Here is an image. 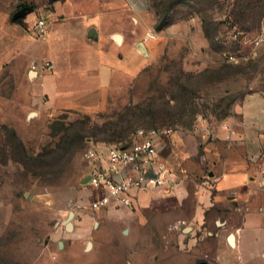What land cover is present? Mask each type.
Returning <instances> with one entry per match:
<instances>
[{
  "label": "rangeland",
  "instance_id": "374dc122",
  "mask_svg": "<svg viewBox=\"0 0 264 264\" xmlns=\"http://www.w3.org/2000/svg\"><path fill=\"white\" fill-rule=\"evenodd\" d=\"M166 2L170 21L205 27L203 51L157 35L152 54L132 55L95 106L62 95L30 103L0 86V264H264V209L246 199H225L205 220L194 218L191 193L132 209L88 206L82 153L92 139L127 145L138 129L158 128L186 133L189 145L200 127L236 135L245 99L264 98V0Z\"/></svg>",
  "mask_w": 264,
  "mask_h": 264
},
{
  "label": "crops",
  "instance_id": "0c3cea01",
  "mask_svg": "<svg viewBox=\"0 0 264 264\" xmlns=\"http://www.w3.org/2000/svg\"><path fill=\"white\" fill-rule=\"evenodd\" d=\"M22 3L30 6L19 16V23L15 15ZM151 4V0H57L52 4L49 0H0V86H14V95L24 93L30 103L46 96L55 103L62 95L68 103L95 106L106 95L111 75L127 71L132 55L152 54L157 39L144 42L149 32L166 40L185 37L203 51L207 39L201 23L193 28L191 20L174 22L157 32ZM40 19L46 23L43 36L36 31ZM139 28L144 34L138 35ZM185 30L190 37L181 34ZM45 61L53 64L52 72L38 77L30 71L33 63ZM240 115L241 129L230 140L220 126L219 131L200 127L192 145L183 132L173 134L172 130L164 136L159 141V156L171 171L173 183L142 194L139 203L157 197L181 202L191 193L197 220L207 219L209 211L217 210L213 207L225 199H246L248 209H264V158L260 157L264 98L248 96ZM166 146L167 155L163 154Z\"/></svg>",
  "mask_w": 264,
  "mask_h": 264
},
{
  "label": "built area",
  "instance_id": "2783aa9c",
  "mask_svg": "<svg viewBox=\"0 0 264 264\" xmlns=\"http://www.w3.org/2000/svg\"><path fill=\"white\" fill-rule=\"evenodd\" d=\"M36 31L37 36L46 33L43 19L37 21ZM157 37V34L149 32L144 42L156 40ZM263 40L264 36L260 37L258 44ZM229 58L235 60L233 55H229ZM30 71L43 77L53 71V64L50 61L41 65L33 63ZM171 132V128L138 129L127 145L96 143L91 140L82 153L83 160L91 166L87 175V183L92 189L89 208L132 209L139 204L142 194L171 186V171L160 159L158 149L159 141ZM231 136L232 132L228 131L226 138L230 140ZM262 184L264 186V180Z\"/></svg>",
  "mask_w": 264,
  "mask_h": 264
},
{
  "label": "trees",
  "instance_id": "16d2710c",
  "mask_svg": "<svg viewBox=\"0 0 264 264\" xmlns=\"http://www.w3.org/2000/svg\"><path fill=\"white\" fill-rule=\"evenodd\" d=\"M55 1H57V0H49L50 4H52ZM151 3H152L151 6H152V8H153V10L157 16V22L155 25V30L157 32H161L166 27H168L169 25L174 23L173 21L169 20V10L171 8V3L166 2V0H151ZM27 6H30V5L28 3H22V4L17 6V9L20 10V9L25 8ZM15 21L19 22V23L22 22L21 18H19V17H17ZM203 32L205 34V37L209 41L210 36L208 34V31L205 29V27H203ZM92 141L96 142V143L117 144V143H114L111 141H98V140H94V139H92Z\"/></svg>",
  "mask_w": 264,
  "mask_h": 264
},
{
  "label": "water",
  "instance_id": "95a60500",
  "mask_svg": "<svg viewBox=\"0 0 264 264\" xmlns=\"http://www.w3.org/2000/svg\"><path fill=\"white\" fill-rule=\"evenodd\" d=\"M25 10H26V8H22V9H20V10L16 13L15 16H16V17L21 16L22 14L25 13ZM88 181H89V178H86V179H84L83 183H87ZM74 216H75V212H74V211H71L70 214H69L68 221H67V228H68L69 230H71V229L73 228V223H72L71 220L74 218ZM229 240H230L231 243H232V236L229 237ZM88 247H91V242H89ZM200 264H206V262H202V263H200Z\"/></svg>",
  "mask_w": 264,
  "mask_h": 264
},
{
  "label": "bare ground",
  "instance_id": "6f19581e",
  "mask_svg": "<svg viewBox=\"0 0 264 264\" xmlns=\"http://www.w3.org/2000/svg\"><path fill=\"white\" fill-rule=\"evenodd\" d=\"M230 241V240H229ZM230 243H231V241H230ZM234 242H233V236H232V243L231 244H233Z\"/></svg>",
  "mask_w": 264,
  "mask_h": 264
}]
</instances>
